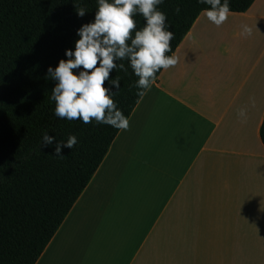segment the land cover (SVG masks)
<instances>
[{"label": "crops", "instance_id": "obj_1", "mask_svg": "<svg viewBox=\"0 0 264 264\" xmlns=\"http://www.w3.org/2000/svg\"><path fill=\"white\" fill-rule=\"evenodd\" d=\"M172 55L36 264H264V0Z\"/></svg>", "mask_w": 264, "mask_h": 264}, {"label": "trees", "instance_id": "obj_2", "mask_svg": "<svg viewBox=\"0 0 264 264\" xmlns=\"http://www.w3.org/2000/svg\"><path fill=\"white\" fill-rule=\"evenodd\" d=\"M254 1L229 0V13H244ZM77 7L86 8L83 17L76 15ZM207 7L196 0H164L159 9L174 33L173 51L166 55L176 51ZM95 10L96 0H0V264H36L120 131L57 119L49 102L54 82L46 70L66 59L76 30L93 20ZM134 19L143 26L141 16ZM114 76L121 82L112 98L128 119L142 98L132 87L137 77L130 68L114 70L109 78ZM43 131L58 141L75 135L77 144L56 157L55 141L38 150ZM259 135L264 147V119Z\"/></svg>", "mask_w": 264, "mask_h": 264}, {"label": "clouds", "instance_id": "obj_3", "mask_svg": "<svg viewBox=\"0 0 264 264\" xmlns=\"http://www.w3.org/2000/svg\"><path fill=\"white\" fill-rule=\"evenodd\" d=\"M164 0H96L93 20L76 30L78 39L72 49H65L64 57L53 68L48 66L47 77L54 82L49 102L54 103L52 115L57 119L79 120L84 124L108 125L126 130L128 119L114 102L113 91L120 89V77H110L114 70L137 77L132 87L143 96L151 90L158 72L177 64L170 41L174 33L166 24V14L159 9ZM207 5L202 9L207 20L219 27L228 18L229 0H196ZM76 15L83 17L87 10L77 7ZM180 9L177 8L176 12ZM143 18V26L137 27L135 16ZM241 35H250L251 29L241 26ZM120 61V63H117ZM124 61L127 62V67ZM77 70V71H73ZM105 82L108 86L105 87ZM241 118L246 113L238 110ZM53 155L63 158V148L72 149L77 144L75 135L58 141L48 131L41 133L38 150L52 145Z\"/></svg>", "mask_w": 264, "mask_h": 264}, {"label": "rangeland", "instance_id": "obj_4", "mask_svg": "<svg viewBox=\"0 0 264 264\" xmlns=\"http://www.w3.org/2000/svg\"><path fill=\"white\" fill-rule=\"evenodd\" d=\"M130 164V160L127 163V166ZM126 165V164H125ZM134 164H131V166H129V168L127 169V174H134ZM126 190L129 192V194H131V191L134 189L130 184H128V179L126 181V186H125Z\"/></svg>", "mask_w": 264, "mask_h": 264}]
</instances>
